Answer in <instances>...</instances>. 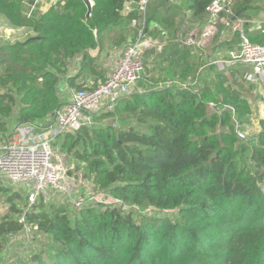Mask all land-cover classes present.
I'll list each match as a JSON object with an SVG mask.
<instances>
[{"label":"trees","instance_id":"obj_1","mask_svg":"<svg viewBox=\"0 0 264 264\" xmlns=\"http://www.w3.org/2000/svg\"><path fill=\"white\" fill-rule=\"evenodd\" d=\"M32 1L0 0V16L35 33L0 44L3 137L18 101V124L41 123L62 104L61 81L75 57L83 56L80 73L98 75L89 51L103 46L105 34L123 21L136 20V37L144 27V35L168 44L145 50L139 82L144 91L124 97L111 112L124 121L129 113L134 123L82 127L65 136L62 147L69 151L84 143L76 157L93 175L95 188L119 204L85 206L72 217L64 203L41 197L30 206L26 192L0 184V199L8 194L0 251L8 236L31 225L51 243L22 264H264V119L257 138H240L231 108L239 121L252 113L241 87L244 71L219 69L208 82V63L181 36L188 35V12L202 26L214 0H148L143 12L140 0H92L90 17L84 0H58L46 11L29 13L25 5ZM128 3L132 9L124 18ZM257 8L253 0L232 1V13L222 11L220 17L245 18ZM214 23L218 31L224 28L220 18ZM118 31L124 40L123 32L130 35L129 28ZM244 32L264 44V26L252 29L245 22ZM236 71L239 78H231L229 72ZM80 73L67 76L69 86H87L76 82ZM176 79L191 85H167ZM203 79L201 94L195 88ZM148 208L158 212H143Z\"/></svg>","mask_w":264,"mask_h":264},{"label":"built area","instance_id":"obj_2","mask_svg":"<svg viewBox=\"0 0 264 264\" xmlns=\"http://www.w3.org/2000/svg\"><path fill=\"white\" fill-rule=\"evenodd\" d=\"M148 0H140L138 8L146 10ZM232 0H214L208 7L209 25L203 33L204 38L212 36L216 30L215 21L223 11L232 13ZM126 4L125 11H131ZM136 21V20H134ZM244 23V22H243ZM240 45L228 52L226 58H219L215 64L220 70L231 71L239 65L250 66L251 72H244L243 78L251 82H259L264 78V44L253 42L241 29ZM157 37L143 34L127 45L116 57L113 69L106 79L86 87H71L68 89L69 100L62 102L48 117L47 123L38 126L34 123L20 124L9 131L0 147V182L8 184L15 191H24L28 195L31 206L41 197L52 194H72L74 188L67 174L63 154L53 145L55 139L66 134H74L82 127L93 124L96 115L115 110L121 99L142 92L139 85L145 72L144 52L147 48L158 47ZM167 85L190 87L191 82L179 79L170 81ZM214 107V104H211ZM234 114L236 131L240 138L246 133L240 128ZM3 184V185H4ZM82 200L76 202V207L82 208Z\"/></svg>","mask_w":264,"mask_h":264},{"label":"rangeland","instance_id":"obj_3","mask_svg":"<svg viewBox=\"0 0 264 264\" xmlns=\"http://www.w3.org/2000/svg\"><path fill=\"white\" fill-rule=\"evenodd\" d=\"M57 2L58 0H35L32 2H27L25 5V10L29 13H33L34 10L46 11L48 8H50L52 5L56 4ZM263 17L264 14H262V16L258 18H263ZM236 32H237V27H235L233 22H229L224 24V28L222 30L220 31L217 30L215 34L209 38H203L200 32L196 33L194 37L182 35V37L185 38L187 43L195 44L194 49L197 53H199L198 54L199 57L202 56L204 62L208 63L207 65H205V68H203L204 79L207 76L208 82H210L212 79L215 78L216 76L215 73L218 70L215 65H211L212 61L210 60V56H209L210 53H212L213 50L214 51L217 50L223 44H230V43H226V41L230 40V38H236V42H238L240 40V36L236 35ZM33 33L34 31L29 28H18L16 26L11 25L3 16H0V44L6 42L25 41L27 38L35 35V33L34 34ZM135 37L136 36L133 37L131 36L132 40L135 39ZM231 46L233 47V45ZM231 46L224 45L222 47L223 49L227 50L228 49L227 47L230 48ZM218 53H221L219 54L220 58H226V56H228V53H225L224 51L219 50ZM72 64L73 63L70 62V67L68 69V72L63 75V79L61 81V85L63 86L62 88L59 89V96L61 102H66L67 100H69L68 89L70 88V86L67 83V76L71 75L72 72L74 71L71 67ZM99 66H101L100 63ZM238 68L244 72L252 71V68L250 66L239 65ZM112 69L113 67L111 66L110 70ZM206 69L207 71H205ZM105 70L108 71V68H106ZM229 76H231V78L234 79L236 77L239 78V74L237 71L234 73L229 72ZM204 79L200 83L199 87L195 88L201 94H203L205 91ZM260 81L259 82L247 81L246 83H243V86H241L242 90L248 96L249 102L252 107V113L248 117L244 119H240V121L239 119L236 118L238 120L240 128L246 133L245 138H243V140L245 141H248L250 139L253 140L254 138H257L259 132L261 131V123L262 120L264 119V83L262 78L260 79ZM252 84H254V86ZM20 106L21 103L20 101H18L9 118L8 132L11 131L16 124H18L16 120ZM111 112H105L96 115L93 124L89 126V128H94V127L107 128L109 126H113L117 129L120 127H125L129 123L131 124L135 122V120L131 118L129 113H125L127 119H125L126 121H124L121 119L119 115H115ZM46 123L47 121L45 122V124ZM5 136L3 137L2 135H0V147L3 144V140ZM64 140H65L64 136H59L55 139L53 145L57 147V149L61 152V154H63V158L67 167V174L74 188L72 190V194H64V195L52 194L50 196L44 197L47 200V202L64 203L65 205L68 206V209L72 217H75L76 213L79 212L80 208L78 209L75 206L78 200H82L83 202L82 207L90 206L93 204L97 205L98 207H100V204L101 205L114 204V203L119 204V201L113 199L108 192L102 189L98 190L95 188L93 184V175L89 171L88 167L84 163H82L80 159L76 157V153H75L76 150L83 151L84 143L80 144L72 151H69L67 148L64 149L62 147ZM0 153H1V149H0ZM0 184L3 185L4 183L0 182ZM5 185L8 184H4V186ZM11 193L13 192L10 191V194ZM7 195L8 194L6 195L2 194L1 196L0 215L5 213L8 208L7 203H5ZM24 204L25 202H22L20 206L23 207ZM127 210H129V207H127ZM143 212L157 213L158 211L153 208H148ZM163 213L174 215L175 211H164ZM50 243H51V239H49L44 233L40 232L36 228H33L31 225H28L23 231L8 236L4 248L0 251V264H22L23 262L27 261L28 257L31 254L35 252H39L42 248H49L48 246H50Z\"/></svg>","mask_w":264,"mask_h":264},{"label":"crops","instance_id":"obj_4","mask_svg":"<svg viewBox=\"0 0 264 264\" xmlns=\"http://www.w3.org/2000/svg\"><path fill=\"white\" fill-rule=\"evenodd\" d=\"M232 1L237 2L238 0H232ZM253 1H254V4L256 6H260L261 8H259V9L257 8V9H255V11L252 9H248V13L250 14L249 17L240 18V17H238V15H236L234 17L229 18L224 13L220 17L221 22L224 24L229 23V22H233L235 27H237V32L241 33V35H242L241 29L244 30L245 22L249 23L252 29L263 27L264 26V17L263 18H258V17H261L262 14H264V0H253ZM123 15H124V18H126L127 12L125 10L123 11ZM188 15L189 16L187 18V21H186L185 25H183V28L188 32L187 36H193L194 37L196 35V33L200 32L202 37H203V33L205 32L206 28L209 25V16H208V19L206 20V22L204 23V25L201 26V25H199L200 24L199 21L193 20L190 12H188ZM131 23L132 24L126 25L125 21H123L122 24L119 25L117 28L118 30H121V28H129L130 36L127 35V32H123L125 37H126L125 40L121 36L122 35L121 31L113 30L112 32L105 34L103 46H100V48L91 49L89 51L91 56L95 58V61H96L95 63L97 64L96 70L99 73L98 75L90 73L89 71H85L83 73H80L81 69H82L83 56H77L71 60V62L73 63L71 65V67L74 71L69 76H75V75H78L80 73L81 76L76 80V82L77 83H87V84H90L92 82L94 84H97V83L103 81L104 79L101 75L103 73H104L103 75L105 76V79H106L107 75L111 71L110 70L111 66L113 67V65L115 63V60H116V57L118 56V54L127 45H129L132 41L137 40L141 36V31L144 30V27H142L140 29V33L137 34V37L132 40L131 36L132 37L135 36L134 35L136 32L135 28L137 29V25H136V21H134V20ZM18 28H26V27H18ZM215 28H216V30H215V32H216L218 30V26L216 24H215ZM215 32H214V34H215ZM159 41H160V44L157 47L158 50H161L166 44H168V42H166V41L162 42V40H160V39H159ZM228 41H231L230 44H223V45H221V47H219L215 51L213 50V52L211 53V56H210V60L212 61L211 63H213V65H215L218 70L221 69L215 64V61L220 58L219 54H221V53H218V51L220 50V51H224L225 53H228L230 50H232V49L234 50L235 48H237L240 45L241 37H240V40L238 42H236V38H230V40H228ZM224 45H226V46L233 45V47L232 46L230 48L227 47L228 49L225 50L222 47ZM98 62L100 63L101 66H99ZM106 68H108V71L105 70ZM102 71H103V73H102ZM97 76L100 78L97 79L96 78ZM262 79H263V83H264V78H262ZM17 117H18V115H17ZM48 119H49V117L46 118L41 123L39 122L38 124H36L39 127L38 130H40V126L42 128V126L45 125V122L48 121ZM18 125H20V124H16L14 126V128H16Z\"/></svg>","mask_w":264,"mask_h":264},{"label":"water","instance_id":"obj_5","mask_svg":"<svg viewBox=\"0 0 264 264\" xmlns=\"http://www.w3.org/2000/svg\"><path fill=\"white\" fill-rule=\"evenodd\" d=\"M84 1L87 3V5L89 7V11L87 13V16L90 17L91 16V13H92V9H93L94 2L92 0H84Z\"/></svg>","mask_w":264,"mask_h":264}]
</instances>
